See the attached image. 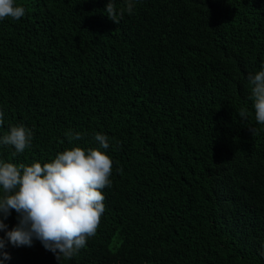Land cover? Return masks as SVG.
Masks as SVG:
<instances>
[{
  "label": "trees",
  "instance_id": "16d2710c",
  "mask_svg": "<svg viewBox=\"0 0 264 264\" xmlns=\"http://www.w3.org/2000/svg\"><path fill=\"white\" fill-rule=\"evenodd\" d=\"M107 2L16 0L25 15L0 20V137L33 132L0 161L98 148L96 133L113 161L85 247L59 262L39 241L9 243L0 264H264V124L248 79L264 69V0H136L117 24Z\"/></svg>",
  "mask_w": 264,
  "mask_h": 264
},
{
  "label": "clouds",
  "instance_id": "9594fccd",
  "mask_svg": "<svg viewBox=\"0 0 264 264\" xmlns=\"http://www.w3.org/2000/svg\"><path fill=\"white\" fill-rule=\"evenodd\" d=\"M136 0H125L126 7L117 10L114 0H108L105 11L108 18L119 23L125 12L132 14ZM24 5L16 0H0V20H19L25 15ZM249 97L254 103L255 119L264 124V69L249 75ZM239 117L247 119V109ZM0 111V125L3 124ZM69 143L83 137L80 132L65 133ZM33 132L24 125L11 126L0 137V145L13 146L15 153L30 147ZM98 148L73 146L65 149L43 164L39 161L15 164L0 161V257L10 259L3 249L32 247L39 241L45 250L54 254L57 261L71 259L96 234L105 211L103 189L111 186L113 161L105 151L109 148L108 136L96 133ZM17 213V224L9 230L5 221L12 211Z\"/></svg>",
  "mask_w": 264,
  "mask_h": 264
}]
</instances>
